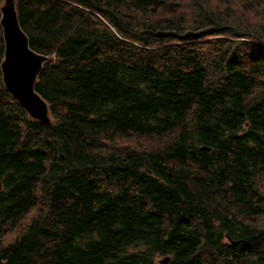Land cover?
Instances as JSON below:
<instances>
[{
	"label": "trees",
	"instance_id": "trees-1",
	"mask_svg": "<svg viewBox=\"0 0 264 264\" xmlns=\"http://www.w3.org/2000/svg\"><path fill=\"white\" fill-rule=\"evenodd\" d=\"M222 1L16 0L44 123L0 0V264H264V5Z\"/></svg>",
	"mask_w": 264,
	"mask_h": 264
},
{
	"label": "water",
	"instance_id": "water-1",
	"mask_svg": "<svg viewBox=\"0 0 264 264\" xmlns=\"http://www.w3.org/2000/svg\"><path fill=\"white\" fill-rule=\"evenodd\" d=\"M1 11L5 41V54L1 64L4 84L31 118L50 123L49 105L36 91L35 85L44 63L54 56L38 53L30 46L29 37L19 22L16 0H4ZM168 259L169 257L163 263Z\"/></svg>",
	"mask_w": 264,
	"mask_h": 264
},
{
	"label": "rangeland",
	"instance_id": "rangeland-1",
	"mask_svg": "<svg viewBox=\"0 0 264 264\" xmlns=\"http://www.w3.org/2000/svg\"><path fill=\"white\" fill-rule=\"evenodd\" d=\"M174 1H176V2H178L181 6H182V9L180 10L181 12H184V13H186V15L188 14V12H189V8L188 7H186V8H183V7H185V5H186V1L187 0H174ZM213 1V3L214 4H217V6L219 5H221V3L223 2L222 0H212ZM178 4V5H179ZM262 5H264V1L263 0H255V3H254V6H262ZM188 6H190V4H188ZM252 19V18H251ZM255 19H257V17H253V19L252 20H255ZM193 20H191V22H192ZM135 137H133V139H134ZM123 143H134V140H132V139H122V140H120L119 141V145H118V148L120 149L121 147H122V144ZM107 147L109 148L110 146L107 144ZM122 149V148H121ZM263 182H264V179H263ZM264 185V184H263ZM37 197H38V195H37ZM39 200H40V198H39ZM43 202H44V199H43V197L41 198V203H40V207H43ZM36 210H37V207H35L34 209H33V213H35L36 212Z\"/></svg>",
	"mask_w": 264,
	"mask_h": 264
},
{
	"label": "bare ground",
	"instance_id": "bare-ground-1",
	"mask_svg": "<svg viewBox=\"0 0 264 264\" xmlns=\"http://www.w3.org/2000/svg\"><path fill=\"white\" fill-rule=\"evenodd\" d=\"M158 5H159V4H158ZM157 8H158V7H157ZM142 13H143V12H142ZM144 15H145V13H144ZM144 15H143V16H144ZM140 19H141V18H140ZM142 19H143V18H142ZM149 137H150V136H149ZM202 147H203V146H202Z\"/></svg>",
	"mask_w": 264,
	"mask_h": 264
}]
</instances>
